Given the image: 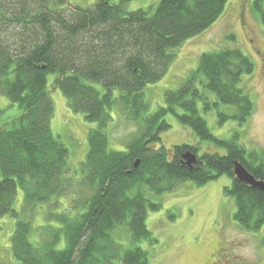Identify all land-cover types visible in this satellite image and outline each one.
<instances>
[{"label":"trees","instance_id":"trees-1","mask_svg":"<svg viewBox=\"0 0 264 264\" xmlns=\"http://www.w3.org/2000/svg\"><path fill=\"white\" fill-rule=\"evenodd\" d=\"M228 1L160 0L153 9L131 10L128 0H99L88 8L69 0H0V93L19 108L4 117L0 107V216L17 220L11 244L17 264H149L142 243L154 247L159 240L148 228V211L161 204L145 189L161 196L179 183L203 185L222 175L232 180L225 193L235 201V221L248 231L262 229L264 190L240 181L234 170L238 161L264 181V157L240 145V133L217 138L200 112V103L205 111L216 108L223 125L251 119L255 102L242 87L254 68L249 57L235 46L203 53L181 85L165 92V105L151 111L147 101L146 87L166 75L186 41L212 26ZM254 7L264 24V0H254ZM52 82L71 111L93 125L77 176L69 148L52 129ZM219 103L235 112L219 111ZM170 113L226 153L201 152L190 143L168 148L162 135L171 128ZM119 118L136 127L123 151L111 145L110 128ZM187 152L197 155L196 163H188ZM81 187L88 196L78 193ZM40 212L34 243L31 220ZM120 228L132 247L116 242Z\"/></svg>","mask_w":264,"mask_h":264},{"label":"rangeland","instance_id":"rangeland-1","mask_svg":"<svg viewBox=\"0 0 264 264\" xmlns=\"http://www.w3.org/2000/svg\"><path fill=\"white\" fill-rule=\"evenodd\" d=\"M99 0H69L73 6L88 8ZM160 0H128L131 10L155 8ZM229 36L235 38L228 39ZM238 47L253 62V72L244 77L242 87L249 92L255 102L254 114L244 125L231 118L225 124H219L216 108L205 111L200 103L201 115L206 119L213 134L220 139H229L240 133V145L247 151L264 157V24L254 7V0H229L225 11L207 30L186 41L166 75L154 84L146 87L147 101L151 111L165 105V92L178 88L187 76L194 71L200 56L206 52H215L225 47ZM49 76V81L55 79ZM52 84V97L56 116L53 119L54 134L70 150L69 167L77 176L80 166L88 152V134L90 123L84 115L74 113L68 107L67 99L59 88ZM202 89V88H201ZM204 91V89H202ZM206 96L215 101V95L206 91ZM219 111L233 114L235 108L219 103ZM0 107L4 117L16 114L7 96L0 93ZM180 111V112H179ZM181 113L182 111L179 110ZM114 115L115 112H114ZM171 128L162 135L163 143L171 148L176 144L190 143L200 146L201 152L226 153V148L214 140H201L187 125L182 124L172 113L167 115ZM136 127L116 119L111 125V145L117 150H125L123 144ZM231 178L222 175L206 184L194 182L177 184L174 189L161 196L145 189L147 198L161 204L158 211H148L147 225L159 243L152 247L142 243L149 252V264H205L208 258L219 248L223 258H264V226L257 232L242 228L234 219L235 201L226 195L225 187L231 185ZM79 194L88 196L87 188H78ZM67 199L64 203L69 207ZM23 191L20 189L15 208L21 209ZM71 207V206H70ZM44 212L32 219L34 230L31 241L38 243L37 232L42 226ZM31 217L23 216L30 220ZM17 220L10 215L0 216V264H17L12 255V236ZM116 242L124 249L132 247L131 236L126 229L120 228L114 234ZM116 264H122L118 261Z\"/></svg>","mask_w":264,"mask_h":264},{"label":"water","instance_id":"water-1","mask_svg":"<svg viewBox=\"0 0 264 264\" xmlns=\"http://www.w3.org/2000/svg\"><path fill=\"white\" fill-rule=\"evenodd\" d=\"M184 158L189 164L197 162V155L192 152H187ZM138 165V162L137 164ZM235 176L242 182H246L254 187H258L264 190V181L257 179L252 173H250L246 167H244L240 162H235Z\"/></svg>","mask_w":264,"mask_h":264},{"label":"flooded vegetation","instance_id":"flooded-vegetation-1","mask_svg":"<svg viewBox=\"0 0 264 264\" xmlns=\"http://www.w3.org/2000/svg\"><path fill=\"white\" fill-rule=\"evenodd\" d=\"M223 248H219L212 254L205 264H264V258H252V260L246 258H223Z\"/></svg>","mask_w":264,"mask_h":264}]
</instances>
